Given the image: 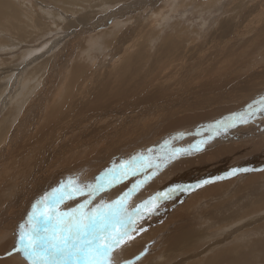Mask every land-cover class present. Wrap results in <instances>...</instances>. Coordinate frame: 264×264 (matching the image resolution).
Here are the masks:
<instances>
[{"label":"rangeland","instance_id":"rangeland-1","mask_svg":"<svg viewBox=\"0 0 264 264\" xmlns=\"http://www.w3.org/2000/svg\"><path fill=\"white\" fill-rule=\"evenodd\" d=\"M192 1L38 0V3L37 0H0V122L4 121L2 125L0 123L3 129L0 135V192L5 190L1 171L6 167H14L12 171L16 172L17 182L11 183L15 185L14 193L21 187V182L37 173L47 181H60L61 171L65 174V167L78 163V167H90L86 179H95L114 163L119 165L131 150L144 144L140 138L127 148L125 145L119 146L110 142L112 139L108 135L117 125L116 119L135 117L140 113L143 121L156 115L158 107L164 105L186 109L185 112L180 109L170 111L173 121H186L187 116L197 114L207 115L198 127L195 124H183L185 139L178 146H181V149H191L192 145L200 141L206 143L200 144L198 151L191 150L168 161L165 163L166 168L157 172L158 175H149L153 178L147 180L146 184L150 186L156 183L157 186L155 189H144L136 196L146 192L153 195L157 190H164L165 194H168L169 189H175L170 198L162 197L159 201L156 217L168 220L172 211L191 201L193 196L199 197V190L194 191L191 198L189 196L185 200L184 197L178 200L177 196L181 192L180 188L190 190L192 187L189 186L202 184V181L209 183L210 179L205 173L213 172L216 175L214 178L218 179L228 175L233 169H248L247 166H253L254 163H264V160L258 161L264 156V131L258 133L256 129L250 128L255 124L264 128V115L258 113L249 123L241 124L242 129L248 128V132L252 134L249 137L234 133L232 128L226 132L221 130L219 134L205 130L210 126L209 119L222 118L216 117L214 113L220 112L223 107H233L234 111L226 115L228 117L239 111L243 112L248 104L264 96L257 93L254 96L250 94L241 97L235 102L227 100L244 95L252 88L264 87V60L262 63L255 62L256 57L264 59V0ZM171 12L174 14L169 15ZM164 19H167V26L163 24ZM66 23L69 26L64 29ZM169 23H175L177 26L175 29L168 28ZM256 33L262 34V37L258 38L259 45L252 41ZM251 44L252 48L249 49ZM18 45H24L26 48L20 49ZM256 45L259 48L253 49ZM126 49L130 51L123 52ZM246 51L247 56L242 55L241 52ZM76 65L85 71H73L72 68ZM125 76L127 84L116 97L108 98L105 88L110 90L115 86L109 84L110 82L115 79L122 80ZM69 84L73 87L71 85L72 90L68 91L65 86ZM49 99H53V104ZM17 103L19 110L15 111L13 108H17ZM88 105L93 111L87 108ZM52 107H59V110L54 116H47ZM98 117L106 118L107 121L95 123ZM136 123L140 126V119H137ZM61 134H66V137ZM95 136L98 141L89 157L77 162L67 161L76 143L84 145L85 142L94 141ZM210 136L213 138L209 139ZM251 141L258 142L253 148L257 156L251 151L252 145L248 144ZM168 147L167 143L164 148ZM220 148H226V151L216 152ZM115 149L121 155L115 152ZM23 150L25 152H20ZM26 152L31 155L26 156ZM82 154H87L85 149ZM20 156L25 159H20ZM42 167H49L47 171L53 167V170L51 174H46L43 173ZM181 167L184 171L176 173ZM173 172L174 175L169 177ZM24 174L27 177L25 179ZM241 174L243 171L231 175L233 177L229 176L227 180L234 183L230 182L228 188L225 184V193L220 197L204 195L193 209L186 213L181 212L184 216H193L198 229L201 228L199 226L215 222L216 217L222 219L221 216L237 214L238 217H234L233 221L226 224L223 222L222 228H210L208 234L211 238L202 241L204 245L200 242L201 245L193 246L191 253L181 251L179 246L172 250L165 249L166 251H159L146 263L143 258L150 254L152 245L143 243L136 247L141 240L139 238L137 243L123 247L124 259L130 257L132 249L143 247L135 258V264H151L155 260L157 261L154 264H171L175 261H180L177 264H181L186 259L183 264H188L195 258H200V261L202 256V262L197 264H230L231 251L236 244L242 243L240 247L244 248L245 256L255 259L251 264H264V167L249 171V176L255 183L251 187L245 183L244 178L248 175H243L241 179ZM9 176L8 179L12 180L13 174ZM132 177H128L129 182ZM208 183L203 184L206 186ZM126 187L127 184H123L114 192ZM221 211L223 213L220 214ZM16 213L12 217H15ZM143 225L142 223L136 228V231L145 229ZM178 228L174 229L175 233ZM169 233L170 231L165 229L154 239L160 240L164 235V240ZM12 248L14 246L10 249ZM8 252L0 258L11 256ZM12 253L15 254L13 251ZM164 258L168 259L164 261Z\"/></svg>","mask_w":264,"mask_h":264},{"label":"bare ground","instance_id":"bare-ground-1","mask_svg":"<svg viewBox=\"0 0 264 264\" xmlns=\"http://www.w3.org/2000/svg\"><path fill=\"white\" fill-rule=\"evenodd\" d=\"M16 1V0H15ZM40 1V0H39ZM52 1V0H51ZM194 1V0H193ZM192 1V2H193ZM38 2V0H37ZM36 2V3H37ZM102 2V1H101ZM3 3V2H2ZM26 3V1H25ZM39 3V2H38ZM18 4V3H17ZM176 4V3H175ZM178 4V2H177ZM38 5V4H37ZM106 5V4H105ZM153 5V4H152ZM163 5V4H162ZM182 5V4H181ZM185 5V4H184ZM14 7V5H12ZM39 6V5H38ZM158 6V5H157ZM165 6V5H164ZM171 6V5H170ZM180 6V4H179ZM179 6L177 8H179ZM22 7V6H21ZM44 7V6H42ZM166 7V6H165ZM175 7V8H176ZM186 7V5H185ZM205 7V5H204ZM15 8V7H14ZM40 8V7H39ZM162 8V7H161ZM159 8V10L161 9ZM174 8V9H175ZM28 9V8H27ZM140 9V8H139ZM169 9V8H168ZM29 10V9H28ZM27 10V11H28ZM158 10V9H157ZM173 10V9H172ZM31 11V10H30ZM54 11V10H53ZM56 11V10H55ZM168 11V10H167ZM176 11V10H175ZM173 11V12H175ZM173 12H171V14L169 15H172L174 14ZM35 13V12H34ZM37 15V14H36ZM161 16V15H160ZM33 17V16H32ZM31 17V18H32ZM41 17V16H39ZM30 18V19H31ZM70 18V17H69ZM66 19V18H65ZM85 19V18H84ZM57 20V19H56ZM61 20V19H59ZM58 20V21H59ZM152 20V19H151ZM165 20V19H164ZM167 20V19H166ZM166 20L163 22V24H166ZM27 21V20H26ZM41 21V20H39ZM32 22V20L30 21ZM168 22V21H167ZM7 23V22H6ZM32 24V23H30ZM58 24V23H57ZM162 24V26H163ZM170 24V23H169ZM26 25V24H25ZM40 24H38L39 26ZM139 25V24H138ZM9 26V25H8ZM20 26V25H19ZM18 26V27H19ZM37 26V25H36ZM41 26V25H40ZM69 26L68 23L65 24V27L64 29H67ZM167 26V24H166ZM177 26V24L175 23H171L170 26H168V28H171V29H175V27ZM17 27V28H18ZM33 27V26H32ZM34 28V27H33ZM112 28V27H111ZM16 29V28H14ZM21 28L19 27V30ZM30 29V28H28ZM153 29V28H152ZM9 30V29H8ZM37 30H38V27H37ZM16 31V30H15ZM30 31V30H29ZM27 31V33L29 32ZM41 31V30H40ZM38 30V32H40ZM115 31V30H114ZM14 32V31H13ZM18 32V31H17ZM156 32V31H155ZM159 32V30H158ZM21 33V32H20ZM26 33V32H25ZM37 33V32H36ZM109 34V33H108ZM154 34V33H153ZM7 35V34H6ZM5 35V36H6ZM171 35V34H170ZM256 37L252 39L253 43L255 42L257 45H259V37H262V34L261 33H256L255 34ZM4 36V35H3ZM8 36V35H7ZM75 36V35H74ZM173 36V34H172ZM38 38L40 36H37ZM36 37V38H37ZM103 37V36H102ZM108 37V36H107ZM137 37V36H136ZM159 37V36H158ZM8 38V37H7ZM150 38V37H149ZM157 38V37H155ZM32 39V38H31ZM154 39V38H152ZM80 40V39H79ZM155 40V39H154ZM17 41H22V40H17ZM106 41V40H105ZM4 42V41H3ZM263 42H264V38H263ZM116 43V42H115ZM167 43V42H166ZM169 43V41H168ZM121 43H118V45H120ZM165 45V44H164ZM248 45V44H247ZM252 45H249V49L252 48ZM254 46L253 49H257L259 48L258 46ZM19 46V45H18ZM17 46V47H18ZM104 46V45H103ZM82 47V46H81ZM80 47V48H81ZM116 49H117V44L115 45ZM127 47H129V45H127ZM132 47V46H131ZM20 49L22 48H26L24 45L23 46H19ZM2 49V48H1ZM30 49V48H29ZM69 49V48H68ZM71 49H73V47H71ZM131 49V48H130ZM130 49H126V50H123L128 52L130 51ZM113 50V49H112ZM118 51V50H116ZM115 52V51H114ZM248 51L246 52H241L242 55H246L247 56V53ZM240 53V52H239ZM238 53V54H239ZM255 53V52H254ZM262 53H260L261 55ZM245 56V57H246ZM251 56V55H250ZM248 56V57H250ZM263 56V55H262ZM240 57V56H239ZM247 57V58H248ZM257 59H255L253 57V59H255V62L256 63H262L261 61L264 60L262 59L261 57H256ZM246 59V58H245ZM249 59V58H248ZM251 60V58H250ZM183 61V60H182ZM43 62V60H42ZM41 62V63H42ZM176 62V61H175ZM179 62V60H178ZM227 62H230V61H227ZM180 63V62H179ZM255 63V64H256ZM264 63V62H263ZM247 64V63H246ZM254 64V63H253ZM44 65V63H43ZM244 65V64H243ZM241 65V66H243ZM257 65V64H256ZM261 65V64H260ZM240 66V65H239ZM42 67V66H41ZM40 67V68H41ZM174 67V66H173ZM177 67V66H176ZM178 69V68H177ZM73 71H76V72H84L79 66H74L72 68ZM165 70V69H164ZM63 73V72H62ZM64 74V73H63ZM61 74V75H63ZM53 75V74H51ZM65 75V74H64ZM63 75V76H64ZM79 76V75H78ZM214 76V74H213ZM50 78V76H49ZM52 78V77H51ZM217 78V77H216ZM219 78V77H218ZM217 78V79H218ZM205 79V78H204ZM65 80V78H64ZM214 80V79H213ZM8 81V80H7ZM66 81V80H65ZM211 81V80H210ZM49 82V81H48ZM217 82V81H216ZM264 82V81H263ZM65 82H63V86H64ZM109 84H115V86H113L112 88L107 89L105 88V95L108 96V98H114L116 97L119 92L123 89V87L127 84V77L125 76V78H123L122 80L120 79H115L113 80L112 82H110ZM72 84H69L66 87V90L69 91L72 90V88H70ZM73 87V85H72ZM103 87V86H102ZM101 87V89H102ZM111 87V86H110ZM117 87V88H115ZM5 90V89H4ZM98 91V89H97ZM96 91V92H97ZM261 92H264V87H261V88H252L250 90H248L244 95H240V96H235L233 98H228L227 100L229 102H235L237 100H239L241 97H245V96H248L250 94H252V96L256 95L257 93L259 95H264V93H261ZM40 93V92H39ZM43 93V92H41ZM77 93V92H76ZM169 93V92H168ZM61 94V93H60ZM44 96V95H43ZM84 96V95H82ZM70 97V96H69ZM60 98V97H59ZM170 98V97H169ZM259 98V97H258ZM41 100V98H39ZM58 99V98H57ZM47 100V99H46ZM50 100V99H49ZM53 99H51L49 102H51ZM55 100V99H54ZM222 101H224V99H222ZM227 101V102H228ZM80 102V101H79ZM220 102V101H219ZM226 102V100H225ZM53 104V101L51 102ZM56 103V101H55ZM249 105V104H248ZM38 105H36L37 107ZM75 106V105H74ZM38 109L40 108L37 107ZM49 108V107H47ZM51 108V107H50ZM88 109H91V107H87ZM222 108V106H221ZM224 108V107H223ZM219 111H217V113H214V115L216 117H222L221 119H216V118H211L209 119L210 122H209V125H213L215 124L217 121L219 120H222L224 118H226V115H228L229 113H232L234 110H232L233 107L231 108H225ZM15 111H17V109L19 110V103H17V108H13ZM30 109V108H29ZM176 109H180L182 110V112H185L186 109L184 107H174V106H168V105H164V106H159L158 107V111L156 112V115H153L151 116L150 118H145L143 121L142 119L140 118V113L139 114H136L135 117L133 116H127V117H119L116 119V122L117 125H115L111 132L109 133L108 137L111 138L112 140L110 142H113L115 144H118L119 146H122V145H125V147L127 148L129 146V144H131L132 142L136 141L137 138H140V140L142 141V143H144L142 146L140 147H137L133 150H131L127 155H131V156H125L123 157V161H128L130 160L133 155L135 156H138V155H144L145 157H148V156H151L152 157V160H151V163L153 164H156V163H160V167L159 169H153V168H147L145 171H146V174L147 175H150V174H153V175H158L157 172L159 171H162V169H165L166 168V164L168 163V161L166 162H163L161 163L160 162V159L159 157H162L165 152H171L173 149H181V146H178L179 143H181L182 140L185 139V134L186 132L183 130H185V126L183 124H189V125H192V124H195L196 127L200 126L201 122L207 117V115H199L197 114L196 116H187L186 118L188 120L186 121H181L180 120H174L173 121V118H172V115L170 113V111H173V110H176ZM245 109V108H244ZM57 110H59V107H52L50 113L48 112V115L49 116L50 114L52 116H54V113H57ZM243 110V109H242ZM241 110V111H242ZM40 111V110H39ZM39 111L37 113H39ZM106 111V110H104ZM240 112V111H239ZM239 112H237L236 114H238ZM17 114V113H16ZM44 114V113H43ZM95 114V113H94ZM120 114V113H118ZM93 115V114H92ZM225 115V116H223ZM15 116V115H14ZM258 116V115H257ZM17 117V116H16ZM69 119V118H68ZM115 119V118H113ZM137 119H140L141 121V125L139 126L137 123H136V120ZM13 120V119H12ZM67 121V120H66ZM102 121H107L106 118H97L95 119V123L97 122H102ZM4 122V121H3ZM3 122H0L1 125ZM73 123V122H72ZM57 124V123H56ZM0 125V135L3 133V129ZM47 126V125H46ZM86 126V125H85ZM243 126V125H242ZM88 127V126H87ZM91 126H89L90 128ZM263 127V126H262ZM261 125H258V124H255V126H251L250 128H254L258 131V133H261L263 132L264 128H262ZM37 130V129H36ZM47 130V129H46ZM205 130H209V126H207L205 128ZM233 132L238 134V135H241V136H244V137H249L250 134L248 132V128H244L242 129L241 127V124L240 126H236V127H233L232 128ZM79 131H83L82 129H79ZM166 133H168L169 135L167 136ZM38 135V134H37ZM46 135V134H45ZM60 135V134H59ZM64 135V138L66 137V134H61V136ZM259 135V134H258ZM40 136V135H38ZM49 137V136H48ZM54 137V136H53ZM52 137V138H53ZM94 138V141L92 142H85L84 145H79L78 143H76V147H73V151L72 153L69 155V159H67V161L69 162H77L79 161L80 159L82 158H87L89 157L90 155V152L93 151L94 149V146L96 145L97 143V137H93ZM188 138H191V137H188ZM258 138V137H256ZM17 139V137H16ZM41 139V138H40ZM57 139V138H56ZM219 139V138H218ZM218 139L216 141H218ZM145 140H147L145 142ZM34 142V141H33ZM168 143V148H164V147H167V143ZM258 142H254V141H251V142H248V144H250L249 146H251V151H253V148H254V144H256ZM14 144V143H13ZM38 145V144H37ZM89 145H93L92 148L90 147H87ZM6 146V145H4ZM8 146V145H7ZM21 146V145H19ZM36 146V145H35ZM42 146V145H41ZM75 146V145H74ZM189 146V145H188ZM23 147V146H21ZM183 147V146H182ZM18 149H20L19 147H17ZM32 148V147H31ZM37 148V147H36ZM86 150L87 154L84 155L82 154L84 152V149ZM9 149V148H8ZM22 149H25V148H22ZM149 149H154L155 151L153 153H149L148 150ZM21 150V149H20ZM82 150V151H81ZM10 151H13V150H10ZM33 151V150H32ZM115 152L119 153L116 149L114 150ZM157 151V152H156ZM226 151V148H220L218 150H216V152H225ZM19 152V151H18ZM20 152H25L24 150L23 151H20ZM30 152V150H29ZM35 152V150H34ZM33 152V153H34ZM31 153V152H30ZM30 153H27L26 154L24 153V156H28V154ZM255 156H257L258 154L253 151L252 152ZM3 154V153H2ZM6 154V153H5ZM12 154V153H11ZM23 154V153H22ZM38 154V153H37ZM120 154V153H119ZM251 154V155H253ZM13 155V154H12ZM31 155V154H30ZM121 155V154H120ZM250 155V156H251ZM183 156V155H182ZM30 157V156H29ZM27 157V158H29ZM40 157V156H39ZM130 157V158H128ZM252 157V156H251ZM19 158V157H18ZM17 158V159H18ZM23 159L24 157L20 156V159ZM178 158V157H177ZM11 159V158H10ZM25 159V158H24ZM41 159V157H40ZM39 160V159H38ZM37 160V161H38ZM45 160V159H43ZM262 160H264V156L262 158H259L258 161H261L263 162ZM19 161V160H18ZM23 162V161H21ZM29 162V161H28ZM36 162V160H35ZM40 162V160L38 161ZM148 161H145V163H147ZM26 163V162H25ZM24 163V164H25ZM81 163V162H80ZM29 164V163H28ZM79 164V163H78ZM78 164L74 165V166H71V167H65L64 169H66L65 171V174L63 171L62 172V175L60 176L61 179L60 181H57V180H52V181H47L46 178H40L39 177V174L35 173V171H33V173H35L36 175H33L32 177H30L29 179H25L27 177H25V174H24V181L21 182V187L18 188L15 193H14V188H15V185L11 184V183H15L16 181V172H13L12 169H14V167H6L5 170H2L1 171V174L3 175L4 177V185H5V190L1 191L0 192V256H3L5 255V253H7L9 250H12L10 249L11 247L15 246V243H16V240H17V237H18V231H19V225L21 223H23L27 217V214L31 211L32 209V205L38 200L40 199L41 197L39 196H43L45 193L49 192L48 189H50V191L54 188H57L62 182H66L67 180H69L72 176V179H75V180H78V182L81 184V185H85V184H88V183H93L95 181V179H86L88 177V172H89V168L90 167H78ZM3 165V164H2ZM11 165V164H10ZM23 165V164H22ZM163 165V167H162ZM25 166V165H24ZM35 166V165H34ZM242 166V165H239V167ZM264 167V163H259V164H256L254 163L253 166L249 165L247 166L248 169L250 171L254 170V168L256 169V167L258 168H261V167ZM5 167V166H4ZM3 167V168H4ZM165 167V168H164ZM1 168V167H0ZM18 168V167H16ZM24 168V167H23ZM33 168V167H32ZM47 168L49 167H42L43 169V173H46V174H51V171L53 170V167H50V170L47 171ZM56 168H60V167H56ZM55 168V169H56ZM105 168V167H103ZM31 169V168H30ZM35 169V168H34ZM61 169V168H60ZM161 169V170H160ZM188 169L190 170L191 167H188ZM252 169V170H251ZM24 170V169H22ZM28 170V169H27ZM26 170V172H27ZM63 170V168H62ZM102 170V168L100 169ZM99 170V172H100ZM184 171L183 167L177 169L175 172H179V171ZM16 171V170H15ZM19 172V170H17ZM47 171V172H45ZM151 171V172H150ZM31 172V171H29ZM28 172V173H29ZM50 172V173H49ZM60 172V171H59ZM22 173V172H21ZM9 174H13V177H12V180L11 179H8V176ZM20 174V173H19ZM27 174V173H26ZM31 174V173H30ZM45 174V175H46ZM11 175L9 177H11ZM44 175V174H43ZM44 175V176H45ZM60 175V173H59ZM174 175V172L172 174L169 175V177L173 176ZM205 175L207 177H209L210 181L208 184H199L200 186L199 187H192L190 190H187V191H181L179 194H178V200L181 199L182 197H184L183 199H187L189 196L191 198V194L196 191V190H199L200 191V195L199 197H196L193 196L191 198V201H188L187 203H185L182 207L178 208L177 210L175 211H172L171 214L169 215L170 218H168V220L166 219H163L164 217H156V214L157 212L159 211V207H158V204H159V201L162 200L163 198L161 197L159 199V201L155 204L154 208L153 209H149V210H146L144 211L143 213V218L142 219H137L135 221V227L138 228L142 223L144 224L143 227L145 229L143 230H140V231H136L133 233V236H134V239H131V240H128V241H125L124 243L121 244V246L117 247L112 253H111V257H112V261H113V264H132V262L135 261V258L136 256L138 255V253L143 249L142 248H138V249H132L130 251V257H127L126 259L125 258V255H124V246L126 244H134V243H137V240L139 238H141V240L138 242L137 246L136 247H139L141 246L143 243L144 245H152V249L150 254L146 255L144 258H143V261L144 262H148L149 260H151L159 251H166L165 249L167 250H172L174 249L175 247L179 246L180 247V250L181 251H189V253H191V248L193 246H197V245H201L200 242L202 243V245H204L205 243H203L202 241L206 240V239H210V235L208 234L209 233V229L212 228V227H221L222 225H224V223H228L229 221H233L234 217H238L237 214H235L234 216H230V215H225V216H221L222 219L216 217V220L215 222L213 223H209V225H205V226H199L201 228L198 229L197 227V221L195 218H193V216H184L182 215L181 212H184L186 213L188 210H190L191 208L193 209V207L197 204V202H199L203 197L204 195H213L215 198H218L220 197L221 195H223L225 192H223L226 188H228L229 185H231L230 182L234 183V181H228L227 179L229 178V175H226V176H222L218 179L214 178L216 175L211 172V173H205ZM242 175V176H241ZM240 177L242 179L243 175H248V176H245L246 178L245 179V183L246 184H249V186H253L255 183L252 182V179L251 177L249 176V171L247 172H244L243 171V174H241ZM20 176V175H19ZM22 176V175H21ZM28 176V174H27ZM31 176V175H29ZM47 176V175H46ZM131 176V175H130ZM18 177V176H17ZM23 177V176H22ZM68 177V178H66ZM230 177H233V176H230ZM153 178V177H151ZM165 178V177H164ZM20 179V178H19ZM23 179V178H21ZM42 179H45V180H42ZM144 179V175H139V176H133L132 177V181H128V178L125 179L123 182H119V183H116L115 186L113 188H111L110 190H107V191H104V192H101L99 195H97V198H95V200L93 201L94 205H99L101 203H104V204H109L113 201H115L123 192L129 190L131 188V186L136 183L137 180H143ZM41 180V181H40ZM226 180V183H224V181ZM237 180V179H236ZM3 183V181H1ZM17 182V181H16ZM148 183V182H146ZM144 183L142 187H140L138 189V191L129 199L128 201V204H127V207H128V210L129 211H132L136 208L137 205L143 203L145 200H148L150 199L151 197L155 196L157 193H165L164 190H157V192L153 195H150L152 193H144L142 195H138L136 196L139 192H141L142 190L145 189V191L148 189V188H151V189H155L154 187L157 186L156 183H152L150 186H148L149 184H146ZM123 184H127V187L121 191H118V192H114L115 189L119 188L120 186H122ZM226 184V188L223 189L224 185ZM3 185V184H2ZM198 185V184H196ZM195 186V185H194ZM12 189V190H11ZM188 194V196H187ZM229 195V194H228ZM187 196V197H186ZM227 196V195H226ZM202 197V198H201ZM81 198H82V201L83 199H85V197H77L75 199H70V200H66V202L64 204H62L60 207L62 210H68V209H71L72 207H75L76 205H78L79 203H81ZM142 198V199H141ZM224 198V197H223ZM141 199V200H139ZM27 205V206H26ZM264 206V204H263ZM26 207V208H25ZM259 207V206H258ZM30 208V209H29ZM241 208V207H240ZM29 209V210H28ZM224 211V210H223ZM17 212V213H16ZM252 213V211H250ZM15 214V217H12L13 214ZM223 213L222 211L220 212V214ZM209 214V213H208ZM202 216V215H201ZM208 216V215H207ZM203 217H205L203 215ZM166 218V217H165ZM198 219L200 217H197ZM207 219V217H206ZM204 219V220H206ZM223 220V221H221ZM224 222V223H223ZM213 224V225H212ZM16 225V227H15ZM204 225V224H203ZM177 227L178 230L177 232L175 233V230ZM222 228V227H221ZM165 229H168V231H170L169 234H166V237H165V243H164V240L163 236L160 237V240H155L154 237H156L159 233H161L162 231H164ZM258 232V231H257ZM256 234L253 235V237H255ZM238 237V236H237ZM237 240V239H235ZM240 245H243L242 243H238L235 245V248L231 251V259H230V264H251L250 262H255V259H250V257H247L245 256V251H244V248L240 247ZM164 247V248H163ZM13 251V250H12ZM11 251V252H12ZM9 253V252H8ZM201 257V256H199ZM168 258H170V253L168 252ZM168 258H164V261H166ZM198 258V257H197ZM203 258V256H202ZM202 258L200 261H198L200 258L198 259H192L191 261H189L188 264H197L199 262H202ZM187 260V259H186ZM186 260L181 263H185ZM157 261V260H155ZM153 261L151 264H154ZM178 262L180 261H175L171 264H177ZM165 263V262H164ZM164 263H159V264H164ZM0 264H27V261L24 259V257L20 254V253H15L14 255H11L7 258H0Z\"/></svg>","mask_w":264,"mask_h":264},{"label":"snow or ice","instance_id":"snow-or-ice-1","mask_svg":"<svg viewBox=\"0 0 264 264\" xmlns=\"http://www.w3.org/2000/svg\"><path fill=\"white\" fill-rule=\"evenodd\" d=\"M258 113L264 115V96L250 103L243 112L210 125L209 130L214 134H219L221 130L226 132L238 124L249 123ZM212 138L213 136L209 137ZM202 143L206 141L192 145L191 149L177 148L165 152L159 157L160 162L171 161L191 150L198 151ZM154 151V149L148 150L149 153ZM151 160V156H134L128 161H121L119 165L114 163L111 168L97 176L93 183L81 185L78 180L70 178L45 193L32 205L25 221L19 225L13 252L20 253L27 264H113L111 253L125 241L134 239L135 221L143 218L144 211L153 209L161 197L170 198L175 191L169 189L168 194L157 193L137 205L134 210H128L129 199L147 180L151 179L145 170L160 167V163L153 164ZM240 171L250 170L233 169L228 175H235ZM130 175H144V179L137 180L115 201L94 205L93 201L97 195L110 190L116 183L123 182ZM199 186L198 184L189 187ZM179 190L187 191L188 188ZM77 197H85V199L71 209H61L60 206L66 200Z\"/></svg>","mask_w":264,"mask_h":264}]
</instances>
